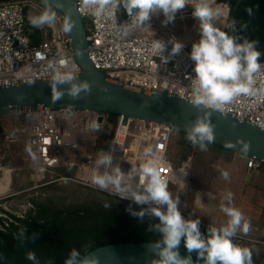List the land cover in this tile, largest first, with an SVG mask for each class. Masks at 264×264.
I'll return each instance as SVG.
<instances>
[{
  "label": "built area",
  "instance_id": "2783aa9c",
  "mask_svg": "<svg viewBox=\"0 0 264 264\" xmlns=\"http://www.w3.org/2000/svg\"><path fill=\"white\" fill-rule=\"evenodd\" d=\"M114 2L115 8H106L102 16L95 17L93 9H85L82 0H77L78 11L90 22L88 52L94 65L105 71L111 81L129 82L135 88L145 90H164L190 100L194 73L189 53L199 33L194 35L188 29L182 33L165 29L157 23L155 15L145 25L132 27V18L128 14L120 16L119 0ZM29 6L31 0L0 3V85L54 80L56 73L70 74L73 78L78 76L81 68L75 60L69 32L62 30L64 16L59 14L56 22L49 26L50 30L40 28L37 31L29 26ZM124 28H128L127 34L123 33ZM172 38L182 42L184 47L179 54L169 57ZM155 40L166 44L165 51L159 55H154L151 50ZM261 84H264V71L257 76V87ZM222 112L264 129V96L236 97ZM93 122L100 127L93 129ZM20 123L19 131L26 136L25 144L32 157L33 189L74 181L86 188L132 201L121 198L111 188L102 190L92 185L90 176L93 171L110 173L113 167H119L126 176L134 165L139 167L147 159L143 149L151 145L168 186L174 187L176 194L178 190H186L187 194L192 192L189 183L191 158L180 165L174 164L171 143L175 131L167 126L133 118L124 123L122 116L113 122L108 114L67 109L30 111ZM6 138L14 141L10 136ZM101 152L112 155V164L107 169L95 164ZM1 153L0 146V159ZM261 164L248 158L246 168L250 172ZM0 171L6 176L10 173L1 162ZM136 179L133 178L134 184Z\"/></svg>",
  "mask_w": 264,
  "mask_h": 264
},
{
  "label": "clouds",
  "instance_id": "9594fccd",
  "mask_svg": "<svg viewBox=\"0 0 264 264\" xmlns=\"http://www.w3.org/2000/svg\"><path fill=\"white\" fill-rule=\"evenodd\" d=\"M215 1V0H214ZM123 8L128 16L132 18V27L145 25L153 14L162 13L163 24L167 25L175 20L178 11L190 5L191 15L198 21L199 39L191 44L189 53L193 61L191 77L190 101L194 106H203L215 111H223L224 106L231 103L239 96H264V84L257 87V76L264 71V63L260 62L261 52L254 40H240L236 35V21H217L221 13L214 9L209 0H122ZM85 9H93L92 15L100 17L105 13L106 8H115L114 0H82ZM249 14L251 10L249 9ZM56 13L51 9H45L38 15L30 18L33 27L53 25L56 22ZM70 19L65 18L62 25L63 32L71 30ZM246 27V25H241ZM127 34L128 28H124ZM169 57L181 52L184 45L182 42L172 38ZM166 44L163 41L155 40L151 43V50L154 55L165 51ZM73 77L70 74L56 73L54 80L56 84H71L68 94L72 97L78 96L81 90L87 91V83L79 85L71 83ZM62 96V92L53 89L52 102L55 103ZM197 118L187 130V140L193 145L199 144L204 148V142L211 143L213 140L212 125L207 119ZM93 129H98L99 124L93 122ZM225 147L232 148L231 142ZM248 145L241 142V151L247 152ZM145 159L135 165L125 176L119 167H113L111 172L102 174L93 171L90 176L92 185L100 189H109L117 193L121 198L131 199L137 205H154L148 209H141L139 212L132 211L131 214L140 218L149 214L158 218L155 230L160 233V239L153 245V250L159 256L155 264H192V253L202 264H253L252 252L248 247H242L234 242L239 231L247 234L250 229L249 221L243 213L232 206V194L226 195L228 204L222 203L220 211L224 213L227 220L219 227L211 226L207 235H202L198 219H185L178 209V198H175L169 191L168 181L162 174L161 167L151 145L143 149ZM95 164L103 165L106 169L112 164V155L108 152H101ZM227 179L228 173L223 172ZM136 177L135 184L133 178ZM183 187V186H181ZM108 205L105 204L104 207ZM131 211V210H130ZM183 246L189 255L181 257L179 248ZM27 259L36 262L34 253L29 252ZM64 264H98L95 256L81 258L80 252L73 248Z\"/></svg>",
  "mask_w": 264,
  "mask_h": 264
},
{
  "label": "water",
  "instance_id": "95a60500",
  "mask_svg": "<svg viewBox=\"0 0 264 264\" xmlns=\"http://www.w3.org/2000/svg\"><path fill=\"white\" fill-rule=\"evenodd\" d=\"M40 1L54 8L64 18L70 19L71 45L75 60L81 68V73L73 78L71 83H87L88 90H81L78 96L72 97L68 94L71 84L60 85L56 84L55 80L0 85V115L11 114L20 122H24L30 111L38 109L90 110L122 116L124 123L129 118L140 119L167 126L175 132L187 135V130L196 119L204 118L205 113H208L207 119L213 129L211 144L264 164L263 128L230 113L194 106L189 99L164 90H145L135 88L129 82L111 81L108 74L98 69L89 56L87 29L90 22L78 11L77 0ZM54 88L62 92L61 98L55 103L52 102ZM228 142L234 147H225ZM241 142L248 145L247 152L241 151ZM248 178L249 175L247 180ZM186 195V190L177 191L178 205L181 207L178 209L188 217L192 215V210L182 211ZM154 244L155 241L109 243L92 249L85 255L95 256L98 264H155L160 258L153 250ZM179 253L181 257L186 256ZM192 264L202 263L192 259Z\"/></svg>",
  "mask_w": 264,
  "mask_h": 264
},
{
  "label": "trees",
  "instance_id": "16d2710c",
  "mask_svg": "<svg viewBox=\"0 0 264 264\" xmlns=\"http://www.w3.org/2000/svg\"><path fill=\"white\" fill-rule=\"evenodd\" d=\"M9 1L11 0H0V3ZM215 2L223 3L219 5L228 9L227 21H236V31L232 33L233 35L240 40L249 39L257 42V48L261 52L260 62H263L264 0H215ZM122 4L120 0V16L127 14L121 12ZM51 9L57 12L54 8ZM241 25L246 27L242 28ZM109 118L113 122L118 120L116 115H109ZM179 136L174 164L178 165L183 159L191 158L193 167L190 168L189 177L195 175L198 180L202 178L204 179L202 181L209 182L213 178L211 167L217 157L226 159L233 154L230 150L206 141L202 149L199 144L193 145L188 141L187 135L179 133ZM209 155L211 159L206 158ZM201 163H204L206 168H202ZM261 169H264V164L258 168ZM190 186L198 187L195 183H190ZM87 191L92 198H98L99 202L89 201L86 204L60 207L55 202L30 199V206L22 214L11 213L0 207V264H34L27 259L29 252L34 253L35 264H64L73 248L77 249L82 257L88 251L109 243L156 242L160 239V233L154 227L159 223L158 218L147 212L143 218L131 214L132 211L139 212L148 207L91 188H87ZM105 204L108 206L104 207ZM209 227L211 226L199 223L202 235H207ZM237 239L236 236L234 242ZM179 252L189 255L183 242ZM191 256L193 260L202 263L195 253ZM252 262L256 264L253 257Z\"/></svg>",
  "mask_w": 264,
  "mask_h": 264
},
{
  "label": "rangeland",
  "instance_id": "374dc122",
  "mask_svg": "<svg viewBox=\"0 0 264 264\" xmlns=\"http://www.w3.org/2000/svg\"><path fill=\"white\" fill-rule=\"evenodd\" d=\"M210 5L219 12H225L220 15L217 23L227 22V8L220 6L214 0H209ZM49 5H44L40 0H31V6L28 7L29 18L38 15L45 9H51ZM36 9V10H35ZM52 10V9H51ZM54 11V10H53ZM121 12H126L121 6ZM192 8L186 5L184 9L177 12L175 20L167 25L163 24V15L157 20V23L165 29L184 32L188 29L192 34L199 33L198 21L194 23L191 15ZM56 13V17L59 15ZM184 15H183V14ZM222 20V21H220ZM196 24V25H194ZM42 30H50L49 25L40 26ZM199 39V34L196 40ZM195 40V41H196ZM21 123L11 114L0 115V146L2 147V158L0 162L10 171L9 175H4L0 171V207L4 210L22 214L30 206V199H39L58 203L62 207L70 204H86L89 201H98V198H92L87 188L74 181H62L33 189L31 174L33 171L32 157L27 151L25 144L26 136L20 133ZM171 143V156L175 161L178 151L179 133L174 132ZM6 136L12 137L14 141H9ZM211 159V155L206 157ZM189 158L183 159L178 165ZM248 158L242 157L233 152L231 157L221 159L217 157L214 165L211 167L213 178L209 182L197 179L195 175L189 177V183H195L198 187L192 188L189 199L182 207L192 210L191 216L181 215L184 218L198 219L200 222L219 227L224 224L227 217L220 211L222 203L228 204L227 193L232 194V206L238 208L244 217L250 223L249 232L245 235L237 232V241L235 243L242 247H248L252 252V257L256 264H264V169L249 172L246 168ZM192 165V162H191ZM202 168H206L201 163ZM193 167V166H191ZM190 167V168H191ZM209 168V167H207ZM72 172V170H70ZM228 173L227 179L222 175ZM203 174H205L203 172ZM249 178L247 180V176ZM169 191L176 197V189L169 187ZM178 208H181L178 205ZM218 225H216V224Z\"/></svg>",
  "mask_w": 264,
  "mask_h": 264
},
{
  "label": "crops",
  "instance_id": "0c3cea01",
  "mask_svg": "<svg viewBox=\"0 0 264 264\" xmlns=\"http://www.w3.org/2000/svg\"><path fill=\"white\" fill-rule=\"evenodd\" d=\"M36 10V9H35ZM28 14H29V11H28ZM183 14V13H182ZM153 15H155V16H157L158 17V20L160 19V17H161V15H162V13H157V14H153ZM184 15V14H183ZM29 16V15H28ZM193 22L195 23L196 21H195V19L193 20ZM194 25H196V24H194ZM29 26L31 27V28H34L35 30H37V31H39L40 30V28L39 27H33L32 25H31V23H30V18H29ZM175 31V30H174ZM177 32V31H176ZM188 199H189V194H187L186 195V198H185V201L187 202L188 201ZM216 224V223H215ZM217 225V224H216ZM218 226V225H217Z\"/></svg>",
  "mask_w": 264,
  "mask_h": 264
},
{
  "label": "bare ground",
  "instance_id": "6f19581e",
  "mask_svg": "<svg viewBox=\"0 0 264 264\" xmlns=\"http://www.w3.org/2000/svg\"><path fill=\"white\" fill-rule=\"evenodd\" d=\"M227 11H228V9H227ZM220 13H221L222 16H224V13H225V12L222 13V11H220ZM227 13H228V12H227ZM220 17H221V16H220ZM220 21H222V20H220ZM218 26H219V25H218Z\"/></svg>",
  "mask_w": 264,
  "mask_h": 264
}]
</instances>
